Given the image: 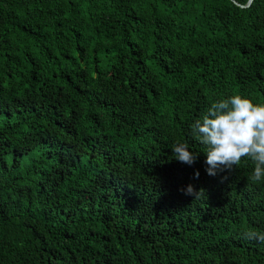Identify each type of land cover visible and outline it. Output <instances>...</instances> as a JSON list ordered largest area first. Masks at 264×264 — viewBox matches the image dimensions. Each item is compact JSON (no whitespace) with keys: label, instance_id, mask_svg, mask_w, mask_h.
<instances>
[{"label":"trees","instance_id":"obj_1","mask_svg":"<svg viewBox=\"0 0 264 264\" xmlns=\"http://www.w3.org/2000/svg\"><path fill=\"white\" fill-rule=\"evenodd\" d=\"M248 2L0 0V264H264V179L208 175L192 132L264 105Z\"/></svg>","mask_w":264,"mask_h":264},{"label":"clouds","instance_id":"obj_2","mask_svg":"<svg viewBox=\"0 0 264 264\" xmlns=\"http://www.w3.org/2000/svg\"><path fill=\"white\" fill-rule=\"evenodd\" d=\"M192 132L204 146L208 175L232 170L242 158L247 157L255 164L251 179L254 182L264 179V105H254L239 95L231 96L213 103L202 120L195 121ZM188 149L187 143L174 144V158L192 165L196 156ZM194 176L198 178L199 172L196 171ZM185 194L195 198L199 192L189 185ZM245 237L264 242V233L250 231L245 233Z\"/></svg>","mask_w":264,"mask_h":264},{"label":"water","instance_id":"obj_3","mask_svg":"<svg viewBox=\"0 0 264 264\" xmlns=\"http://www.w3.org/2000/svg\"><path fill=\"white\" fill-rule=\"evenodd\" d=\"M251 2H252V0H249V2H248V4H247V6H248V5H250V3H251Z\"/></svg>","mask_w":264,"mask_h":264}]
</instances>
